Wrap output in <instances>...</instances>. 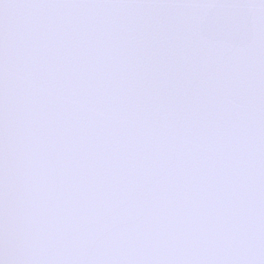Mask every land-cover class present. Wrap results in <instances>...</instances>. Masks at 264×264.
Segmentation results:
<instances>
[{
  "label": "snow or ice",
  "instance_id": "6c2138e0",
  "mask_svg": "<svg viewBox=\"0 0 264 264\" xmlns=\"http://www.w3.org/2000/svg\"><path fill=\"white\" fill-rule=\"evenodd\" d=\"M0 264H264V0H0Z\"/></svg>",
  "mask_w": 264,
  "mask_h": 264
}]
</instances>
